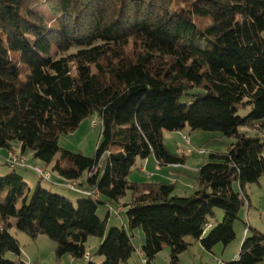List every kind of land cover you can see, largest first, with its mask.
I'll return each mask as SVG.
<instances>
[{
    "label": "trees",
    "instance_id": "16d2710c",
    "mask_svg": "<svg viewBox=\"0 0 264 264\" xmlns=\"http://www.w3.org/2000/svg\"><path fill=\"white\" fill-rule=\"evenodd\" d=\"M93 115L101 129L92 157L60 147V135ZM185 127L232 140L208 152L189 194L128 179L137 158L184 164L189 155L170 152L163 133ZM15 142L49 175L97 195L72 190L83 196L72 202L40 181L30 187L15 169L0 175V264H15L7 253L21 256L12 228L46 235L57 259L85 264L126 263L136 229L145 264L164 247L177 264L186 236L209 251L227 245L245 186L264 176V0H0V150ZM128 191L130 234L110 227L104 239L107 217L97 206ZM215 208L222 219L204 236ZM247 230L228 264L264 259V232ZM89 236L102 240L101 262L90 261Z\"/></svg>",
    "mask_w": 264,
    "mask_h": 264
},
{
    "label": "rangeland",
    "instance_id": "374dc122",
    "mask_svg": "<svg viewBox=\"0 0 264 264\" xmlns=\"http://www.w3.org/2000/svg\"><path fill=\"white\" fill-rule=\"evenodd\" d=\"M249 111V107L240 109L239 114L244 116ZM92 119H96L98 121L95 115L84 118L74 131L60 135L58 141L60 147L74 152L80 151L84 155L92 157L95 152L96 145L100 141V126H91ZM241 130L246 131L249 135L254 134V131H251L246 127L241 128ZM184 135L189 136V138L186 139ZM163 141L167 149L171 152L179 154L181 151H183L184 153L189 155L185 160L187 161V163L185 164V167H187V169L186 172H184V179L186 180V182H188V184L192 183L191 189H193L194 179L197 173L195 170H192V166L196 163L203 164L207 160V155L210 151H225L229 147L232 140L225 136H218V134L214 132L191 130L189 127H185L180 132L164 131ZM199 149H202L203 153H199ZM0 152L2 155L5 154L4 150H0ZM2 155L0 158V175H6L12 169H15L16 172L23 176V179L30 187H34L36 183L40 181V185L44 189H48L56 194L65 196L72 202H75L77 199L83 197L82 194L76 193L68 187H63L65 186V181H63L62 186L52 185L50 182H53L56 185L61 184V182L55 183L57 182V179H54L53 181L52 177L54 178V176H58L50 171L49 166L46 169L47 171L51 172L52 175V177L49 175L50 182L45 179L40 180V176L33 170L20 167L14 168L6 165L4 163ZM56 156L58 157V155ZM140 160H142V158H137L132 167L133 171L128 176V179L130 181L134 180L135 176H137L138 178V161ZM27 163L29 162L27 161ZM29 164L31 166L35 165L32 163ZM41 167L45 170L42 165ZM160 167L161 166L155 163L153 169L157 171ZM147 172H149V170H147ZM158 173L159 172H155L154 174L158 175ZM140 174L144 175L145 173ZM154 179L155 178L153 177L151 180ZM259 182L261 186L259 185V183H249L245 186V191L249 198L246 201L244 207H242L243 217L237 219L234 222L235 234L237 230L241 232L242 227H248L249 224L245 215L248 209L251 210L250 215L254 211H261L262 219L264 220V176L261 177ZM179 188H182V182L179 183ZM188 190L189 189L187 188L184 189V191ZM174 193H179V190H175ZM129 196L130 193L128 191L126 195L122 197L118 202L111 201L108 203L98 204L96 211L97 215L101 218L107 217L106 231L103 237L104 239L110 227L123 228L128 234H130L126 217V210L128 206L124 205L125 203L129 202ZM221 219V210L215 208L214 216H211L209 218L210 224L205 229L204 236H207L209 231L212 228L216 227ZM11 234L18 240L21 247L20 257L12 253H7L6 255V257L13 260L15 264H21L20 260L22 259H25L23 260L24 262L22 264H85L88 261L86 260V257L81 259H73L69 254H66L60 259H57L54 251L55 243L46 235H39L36 239H31L22 232L17 231L16 228L11 229ZM251 234L252 232L248 231V234L246 233L245 235H243V239H245L246 235L248 236ZM185 240L189 242V245L187 246L186 250L180 254L177 264H228V262L232 260L233 254H235V256L238 255L241 242H243V240L241 241V239H236L235 235V238L227 245H223L219 242L216 243L209 251L205 249L199 242L195 241L191 236H186ZM100 241L102 240L96 236H89L87 241L85 242V248L87 252L91 254L90 261L92 262L98 263L103 260L102 257L94 254L100 244ZM132 243L135 246V250H133L126 263L119 264H145L143 261V256H141L138 251V248L143 243V233L141 229H136L133 231ZM153 262L154 264H173L170 259L169 248L164 247V249L156 255Z\"/></svg>",
    "mask_w": 264,
    "mask_h": 264
},
{
    "label": "crops",
    "instance_id": "0c3cea01",
    "mask_svg": "<svg viewBox=\"0 0 264 264\" xmlns=\"http://www.w3.org/2000/svg\"><path fill=\"white\" fill-rule=\"evenodd\" d=\"M191 141V140H190ZM15 148V149H14ZM5 151V150H4ZM170 151V150H169ZM14 153L20 154L22 155L29 163L35 164L37 166H41V163L38 160L33 159L32 156V152L27 150L24 153H22L20 151V146L18 143H13V151ZM171 152V151H170ZM7 153V151H5V154ZM173 153V152H172ZM1 154V152H0ZM2 155V154H1ZM4 155V154H3ZM139 163V167H138V178L137 176H135V179L132 180L134 182H171L175 184L174 187V191L175 190H179V193H176L177 195H186L189 194L191 192V184L186 182V180L184 179V172H186L187 167H185L187 161H185L184 164L179 165V166H173V165H161L159 164L156 159L154 157H148L145 159H142L140 161H138ZM155 163L159 166H161L157 171H155L153 169ZM202 164L200 163H196L195 165L192 166V170L198 171L199 167ZM22 168V167H21ZM147 170H149V172H147ZM155 172H159L158 175H155ZM140 173H145L144 175H141ZM52 177V175H50ZM155 178L154 180H151L152 178ZM157 177V178H156ZM53 181L54 179H57V182H61V184H58L59 186L63 185V178H59V177H52ZM184 181V182H183ZM78 182L83 183L81 186L85 187V177H81ZM182 182V188H179V183ZM260 185V182H259ZM261 186V185H260ZM187 188L189 189L188 191H184V189ZM174 193V192H173ZM175 194V193H174ZM250 209L247 210V212L245 213L247 220H248V226L259 230L261 232H264V220L262 219V215H261V211H254L251 215H250ZM258 216V217H257ZM243 217V209L241 208L239 211V218ZM262 229V230H260ZM247 228H243L242 227V231L240 232L239 230L236 231V239H241V241L243 240V235H245V233L248 234V230ZM251 231V230H250ZM237 256V255H236ZM235 254L232 255V259L236 257ZM25 260V259H22ZM256 264H264V259L257 262Z\"/></svg>",
    "mask_w": 264,
    "mask_h": 264
},
{
    "label": "built area",
    "instance_id": "2783aa9c",
    "mask_svg": "<svg viewBox=\"0 0 264 264\" xmlns=\"http://www.w3.org/2000/svg\"><path fill=\"white\" fill-rule=\"evenodd\" d=\"M98 125L100 126V129H101V125H100L99 120L97 121L96 119H92L91 126L96 127ZM184 136H185L186 139L189 138V136H187V135H184ZM198 151H199V153H203L202 149H199ZM5 160L8 163H10L11 165H13V166H19V167H23V168H30V169L34 170L38 175L44 177L45 179L49 178V174L46 173L41 166H37V165H32L31 166L29 163H27V160L22 155H19L17 153L8 151L6 153ZM65 186L70 188V189H72V190H75V191H78V192H81V193H84V194L92 195V194L95 193L97 195V191L96 190L89 191V190L78 189V188H76L75 186H73L72 184H70L68 182L65 183Z\"/></svg>",
    "mask_w": 264,
    "mask_h": 264
}]
</instances>
